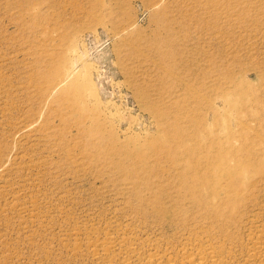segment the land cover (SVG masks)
<instances>
[{"label": "rangeland", "instance_id": "1", "mask_svg": "<svg viewBox=\"0 0 264 264\" xmlns=\"http://www.w3.org/2000/svg\"><path fill=\"white\" fill-rule=\"evenodd\" d=\"M168 17L178 30L174 54L161 46ZM226 53L250 99L221 117L232 128L246 121L244 139L264 158V78L256 75H264V0H0V264H182L205 250L201 226L200 239L190 238L141 210L130 170L137 154L153 162L181 139L169 129L175 119L177 130L201 140L198 120L211 117L201 92L216 95L201 80H214L205 74ZM224 129L211 131L224 139ZM263 167L247 173L249 188L239 182L261 204L244 235L230 228L237 240L225 242L228 264H246L252 236L264 233Z\"/></svg>", "mask_w": 264, "mask_h": 264}, {"label": "bare ground", "instance_id": "2", "mask_svg": "<svg viewBox=\"0 0 264 264\" xmlns=\"http://www.w3.org/2000/svg\"><path fill=\"white\" fill-rule=\"evenodd\" d=\"M161 10L162 11H159L158 14H161V15L165 14V9H161ZM169 18L170 17H168V19H164V23L161 24V28L159 29L160 31L161 30L165 31V33H166V36L164 38H161V40H162L161 46H163V44H165V47H166V45L169 46L170 47L169 53L174 54V52L176 51V45L178 43L177 42L178 41L177 40L178 30L175 29L176 28L175 22L169 20ZM174 19H176V18H174ZM182 22H183L182 20H179L178 22H176L177 26L180 27L182 25ZM161 36H163V34ZM158 47H160V45ZM160 49H158V50H160ZM163 49H164V47H163ZM163 55H165V54L163 53ZM230 55L231 54H229V55L227 54L224 57V59L220 61V63L219 62L215 63L217 61L213 60L215 63L214 65L215 66L217 65L216 68L213 69V73L205 74L206 78H210V79L213 78L214 79L213 81L211 79L212 82H209V79H208V81L205 80L209 83H205L204 80H201V81H203L201 84V90H202V88H206V90L208 89L207 92L211 91V90L216 91V95L211 96V97L208 93L205 95V94H203V92H201V100H200L201 106H203L204 104L206 105L208 112H211V117L208 116L207 113L201 114V118H200V120H198L199 124L198 125L196 124L198 127L197 126L195 127V128H197V131H199L198 128L200 127L199 128L201 130V133H200L201 136L200 137H202V138L205 137V138H207L208 141L204 142L202 140V138H201V140L198 141L199 138L197 137L196 134L195 135H189V133L188 134L185 133L183 131V129H182V131L184 133L179 131L180 129L177 130L175 127L176 126V122H175L176 119H175L171 123L169 122L170 123L169 129H171L172 134L173 133L176 134V137L178 136L181 139L178 141H176L177 139L176 140L172 139V141H170L169 144L164 146L165 156L161 157L163 153H161V154L159 153V156L161 155L160 158L157 157V158L153 159V162H152V160L147 159L145 154L144 155L142 153L137 154L138 157H140V159H139L140 162L138 163V167L135 166L134 170H130L131 175H132V172L136 174L135 177L137 178L138 181L135 184H137L138 187H141L140 190L138 192H136L135 195H137V198L141 200L140 208H141V210L143 209L142 211L145 212L146 210H148L146 212H149V209H150V211L152 210L154 213L151 212V215L160 218L161 222H162L161 224L164 223L168 226L176 227V229H178V230L180 229L182 232H184V235H185V233H187L188 236H190V238L191 237L197 238V239L199 238L200 235H199L198 231H199V227L201 226V242H206V243H209L210 245L205 246L204 247L205 250L201 251L200 254H197L196 256H194L195 255L194 254L192 258H189L188 263H182V264H228L225 255L227 253L230 254V251L228 250L229 248L228 249L226 248L227 246L225 245V242L228 239H232L233 242H234V240H237L236 239L237 237L235 236V232H234L235 230L232 232V229L230 230V228H233V229L237 228V230L240 231V234L242 232H244L243 228H244L245 219H246V217H248L250 215V213H252L251 208L258 207L259 204H261L260 202L258 203V201H257L258 197H254V196H252V197L247 196L246 197V196L242 195V188L241 187L245 186V187L249 188V186H247V181H246L247 173L250 171V169L252 167L255 168L257 164L261 163L262 160H264L263 156H260L258 154V152L256 153V151H254V149H252L250 147V144H249L250 142H246L247 138L245 137V139H244V136H246L245 134L247 132V130L244 131V129H248L249 124H246L245 123L246 121L243 122V120L242 121L238 120L236 122L237 123V127H236L237 129H236V128L231 127L232 125H231V119L230 118H227L226 116H224V118L221 117L223 111L226 113V115L228 113H232L233 111L238 110V108L244 107L250 99L249 98L250 90L245 89V87H243L244 85L242 86V84H245L247 82V81L246 82L244 81L246 78L245 79L242 78V80L240 79L239 82L237 81L236 76H235L236 72H234L235 70L232 68V65L234 66L236 63L235 62L236 59L235 58L232 59V57ZM234 59H235V61H234ZM170 63L171 62H169V64ZM59 65H60V63H59ZM55 68L56 67H54V69ZM57 68H59L58 65H57ZM60 69H57V72ZM206 72H208V71H206ZM244 72H245V75L247 77L249 75L248 71L245 70ZM253 72H255V71H253ZM53 73L58 75L59 72L56 73L54 71ZM77 73H79V72H77ZM204 73H205V71H204ZM256 75L259 78H261V77H262V79L264 78V75L261 74L260 72H258L257 70H256ZM48 76L49 75L47 74L46 77H48ZM53 76L56 79V75L53 74ZM53 76L51 77L52 79H53ZM78 76H80V75H78ZM85 78H83V79H85ZM69 79H71V77ZM71 80H70V82H71ZM73 80H72V83H73ZM62 82L65 83V81H62ZM81 82H82V80H81ZM243 82H245V83H243ZM248 82L250 83L251 81H248ZM82 83L84 84V82H82ZM249 83L246 84L247 85L246 88L248 87V85H249V88L253 87V86H250L251 83L250 84ZM83 84H81L82 86L80 85V83L78 85H80L82 88V87H84ZM62 85H63V83H62ZM71 85L74 86L73 84H71ZM185 87H186V90L189 91V85H187V86L185 85ZM63 89L64 88H62L60 91H62ZM55 90L57 91L56 88H55ZM64 90L67 91L68 89H64ZM192 92H191V94H192ZM198 92H200V90ZM61 94H60V96H62ZM193 95H194V93H193ZM221 101H224V107L223 108L221 107ZM174 102H176V101H174ZM179 102H180V100L176 103L175 107H177ZM183 102L185 104V101H183ZM227 106H229V108H227ZM198 107H199V105H198ZM179 108H182V107H179ZM202 108H204V107H202ZM177 110H178V108H177ZM81 112H82V110H81ZM81 114L82 113H80V115ZM83 114H85V113H83ZM158 115H159V117H161L164 114H162L161 116H160V114H158ZM61 116L65 117V115L64 116L61 115ZM83 118H86V117H83ZM164 118H165V116H164ZM235 119L237 120V118H235ZM192 121H194V120H192ZM183 122H185V121H183ZM179 126H180V124H179ZM217 126H221V127L225 128L224 129L225 133H227L226 138L223 139L220 136V134L215 133L216 130L211 131V128L213 129ZM194 133L195 132H193V134ZM198 134H199V132H198ZM238 136L240 137L239 139L242 138L243 142L240 141L241 144L236 145L234 142V139L238 138ZM222 140H224V141H222ZM248 140H250V139H248ZM257 143H258V141H257ZM98 146H99V144H98ZM154 147H153V149H154ZM112 148H114V147H112ZM160 151H162V150H160ZM116 152H117V149H116ZM122 153H123V151H122ZM127 156H129V157L133 156L132 158L133 159L135 158L134 152H133V154H129ZM124 161H126V160H124ZM134 164H132V166H134ZM128 165H129V163H128ZM260 165H258V166H260ZM114 167L116 168V165H114ZM114 167H112V168H114ZM115 168L113 169V171L115 170ZM125 168H128V167L125 166ZM132 168H134V167H132ZM120 171H118V172H120ZM127 174H128L127 172H126V175L123 173L124 177H127L128 176ZM120 181H122V180H120ZM239 182H243L244 185L241 183L242 186L240 187ZM248 188H246V189L248 190ZM141 189H142V192H144V193H141ZM251 189H253V188H251ZM251 192H252V190H251ZM196 208H197V210H196ZM146 212H145V214L147 215ZM145 214H144V216H145ZM147 216H149V215H147ZM248 218H250V217H248ZM252 219H253V217H252ZM253 225H255V224H253ZM161 226H164V225H161ZM178 227H180V228H178ZM182 228L184 231L182 230ZM253 228L255 229L256 227H253ZM240 234H239V236H240ZM249 238H251V237H249ZM252 239H253V244H252V247L250 248V250L248 252V260H247L246 264H261V263H257L256 261H261L264 257V233L261 236H259L257 234L253 235ZM197 243H198V240H197ZM216 244H218V245H216ZM226 244H227V242H226ZM177 245H178V243H177ZM194 245H195V243H194ZM231 245H233V244H231ZM249 246H251V245H249ZM201 248H203V243L201 244ZM110 249H111V247H109L108 250H110ZM230 250H232V249H230ZM235 252L236 251H234V253ZM99 253H100V251H99ZM158 256H160V255L158 254ZM188 256L190 257V255H188ZM244 256H245V254H244ZM103 258H105V257H103ZM147 261H148L147 264H176L175 261H173L171 259H168V260L165 259L163 261L159 257H154V259L151 258ZM177 263H179V262H177Z\"/></svg>", "mask_w": 264, "mask_h": 264}]
</instances>
